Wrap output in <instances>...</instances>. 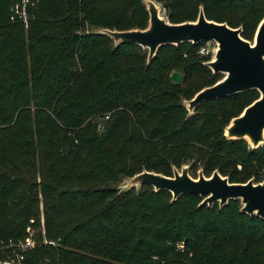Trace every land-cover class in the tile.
<instances>
[{"label": "trees", "instance_id": "trees-1", "mask_svg": "<svg viewBox=\"0 0 264 264\" xmlns=\"http://www.w3.org/2000/svg\"><path fill=\"white\" fill-rule=\"evenodd\" d=\"M21 1L0 0V238L44 229L39 242L55 244L38 243L26 264H264V219L243 214L239 200L220 208L149 185L118 189L145 170L172 177L184 165L263 181L264 146L224 135L260 92L190 114L184 101L223 77L200 53L206 40L163 45L149 62L140 45L95 33L145 29L143 0H31L27 22L12 20ZM156 1L172 23L203 8L248 40L264 18V0Z\"/></svg>", "mask_w": 264, "mask_h": 264}, {"label": "water", "instance_id": "water-1", "mask_svg": "<svg viewBox=\"0 0 264 264\" xmlns=\"http://www.w3.org/2000/svg\"><path fill=\"white\" fill-rule=\"evenodd\" d=\"M149 12V24L145 29L116 30L100 28L97 34L112 38L115 45L120 43L138 44L148 50V61L156 55L163 45H180L185 42L198 44L214 40L217 49L213 58L206 62L214 74H223L215 84L206 86L184 103L190 114L205 101L230 96L248 90H258L259 98L248 105L243 112L234 117L224 130L229 140L245 139L253 148L264 144V18L260 22L255 41L242 36V27L233 28L226 22L210 20L201 8L194 21L172 23L163 15V6L156 0H143ZM172 79L182 80V74L173 72ZM191 165L180 170L174 168L173 176L168 177L155 172L143 171L132 178L125 179L124 190H139L144 185L154 191H168L173 201L184 195H196L204 200L201 205L212 207L219 204L225 207L231 200H239L241 212L249 216L264 219V183L256 184L252 178L246 184L231 183L216 170L211 177L204 175L203 169L194 179L190 175Z\"/></svg>", "mask_w": 264, "mask_h": 264}, {"label": "built area", "instance_id": "built-area-1", "mask_svg": "<svg viewBox=\"0 0 264 264\" xmlns=\"http://www.w3.org/2000/svg\"><path fill=\"white\" fill-rule=\"evenodd\" d=\"M33 5L31 0H22L15 4L12 8V20L20 19L25 22L28 20V7ZM200 53L208 54L207 46L201 48ZM111 113L106 114L101 119H98V128L101 130L104 127V122H107L110 119ZM264 146V144L262 145ZM249 148H253L251 145ZM239 170L242 169V166H238ZM262 173H264V167L262 169ZM255 179V178H254ZM251 180V179H250ZM256 184H262L263 181L257 182ZM34 224L32 220L30 223V227ZM45 235L43 230H34L30 228L28 233L22 235L21 237H8V238H0V264H26L27 256L33 252L38 243L43 242L45 245H54L55 243L49 242L46 238L39 242L37 238V233ZM182 247V246H181Z\"/></svg>", "mask_w": 264, "mask_h": 264}, {"label": "rangeland", "instance_id": "rangeland-1", "mask_svg": "<svg viewBox=\"0 0 264 264\" xmlns=\"http://www.w3.org/2000/svg\"><path fill=\"white\" fill-rule=\"evenodd\" d=\"M161 4V3H160ZM162 5V4H161ZM163 15H166V10L163 8ZM255 36H256V33H255V35H254V37L252 38V40H250L252 43L255 41ZM205 46H207V48H208V54H210L212 57L211 58H213V56H214V54H215V51H216V49H217V43L214 41V40H208L207 42H206V45ZM207 55V54H206ZM203 89V88H202ZM187 102V100H185L184 101V103H186ZM187 104V103H186ZM201 170V168L200 169H198L197 170V172H196V174H190L194 179H197L198 178V176H199V171ZM120 188L122 189V190H124L125 189V187H126V185H125V183H121L120 185Z\"/></svg>", "mask_w": 264, "mask_h": 264}]
</instances>
